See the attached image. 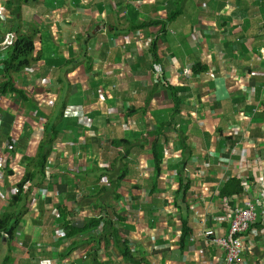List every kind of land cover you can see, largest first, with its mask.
Returning <instances> with one entry per match:
<instances>
[{
    "label": "crops",
    "instance_id": "obj_1",
    "mask_svg": "<svg viewBox=\"0 0 264 264\" xmlns=\"http://www.w3.org/2000/svg\"><path fill=\"white\" fill-rule=\"evenodd\" d=\"M8 1L0 82L17 27L36 32L40 59L16 76L27 100L0 95V147L20 134L0 168V217L17 207L21 219L0 264H226L204 230L228 233L225 198L264 194V0H23L16 16ZM59 127L42 180L9 208L24 158ZM231 180L243 191L222 195ZM256 212L235 264H264Z\"/></svg>",
    "mask_w": 264,
    "mask_h": 264
},
{
    "label": "trees",
    "instance_id": "obj_2",
    "mask_svg": "<svg viewBox=\"0 0 264 264\" xmlns=\"http://www.w3.org/2000/svg\"><path fill=\"white\" fill-rule=\"evenodd\" d=\"M15 1L21 3L23 0H9L7 2V8L10 9L14 16L20 12V7H15ZM38 1V0H35ZM150 23H161L160 21H152ZM20 27L16 28V32L18 34L16 41L14 44L8 48L7 51V58L3 60L4 63V80L0 82V95H9V94H16L23 100H27V96L25 92L18 88L16 84V76L24 71L26 68L32 66L33 63L37 62L40 58L37 54V48H36V32L34 33H19ZM0 36H2V32L0 30ZM171 88V87H170ZM175 104L177 105L180 103L181 98L177 95L174 97ZM172 114L176 116L179 114V109H175L172 111ZM48 124L46 125L47 129ZM60 129L53 128L51 133V137L48 139H44L40 145L39 151L34 158L26 157L24 158V168L26 170L23 181L19 184V192L12 197L10 200L8 207L10 208L11 205L13 206H20L23 201L26 199V193L24 190V184L29 180H34L37 177H39L38 180H42L43 174H45V167L47 165L48 157L51 155V149L53 141L56 138V135L58 136L60 133V130L62 131V128ZM160 128L159 130H162ZM2 144V140L0 137V146ZM154 162L155 166L158 167V170H161V167L163 165V157L161 151L157 148V144H154ZM42 183V182H41ZM236 183V184H235ZM238 184V185H237ZM231 189H235L237 192H242L243 187L240 185L239 180H231L229 183L226 184L225 188L222 191V195H228L233 193ZM17 207H15L16 209ZM15 209H8L4 212V215L0 217V239L4 236L2 232H7L9 234L10 238H13L16 234L18 228L20 227V216L17 215V210ZM15 215V216H14ZM106 215V214H105ZM108 217V215H106ZM94 217L91 220L84 221L85 223L81 224L80 227L74 226L73 223H68V227H73L71 229L76 230L77 232H87L91 227H99L100 223L102 221H105V217ZM103 218V219H101ZM109 225V223L107 224ZM185 225V224H184ZM77 227V228H75ZM106 228V224H105ZM104 228V231H105ZM111 232H114V237L120 240L118 237V229L111 227ZM186 229L190 230L188 228V225L186 226ZM185 237V236H184ZM183 237V239H184Z\"/></svg>",
    "mask_w": 264,
    "mask_h": 264
},
{
    "label": "built area",
    "instance_id": "obj_3",
    "mask_svg": "<svg viewBox=\"0 0 264 264\" xmlns=\"http://www.w3.org/2000/svg\"><path fill=\"white\" fill-rule=\"evenodd\" d=\"M150 42V41H149ZM148 42V43H149ZM189 72L188 69L185 71ZM19 135L14 136L13 141L7 142L4 146L0 147V168H3L8 160L6 152L12 151L15 148ZM29 182L24 184V189H28ZM5 201L4 196L0 194V205ZM225 206L228 209V221L230 222V228L227 234L219 231L216 228H208L204 230V236L213 241L219 249L223 251L226 264H235L246 254L248 244L246 241V235L250 232L254 221L256 220L257 212L256 205H264V194L261 195L257 202L245 201L241 205L231 207L229 199L225 198ZM21 233V231H19ZM6 238L9 236L7 232H2Z\"/></svg>",
    "mask_w": 264,
    "mask_h": 264
},
{
    "label": "clouds",
    "instance_id": "obj_4",
    "mask_svg": "<svg viewBox=\"0 0 264 264\" xmlns=\"http://www.w3.org/2000/svg\"><path fill=\"white\" fill-rule=\"evenodd\" d=\"M149 41H150V42H149ZM149 41H148L149 43L147 42V45H148V46H152V44L154 43V40H153V39H150ZM188 73H190V70H189ZM45 126H46V125H45ZM45 126H44V127H45ZM16 134L19 135V139H20V134H19L18 132H16L15 135H16ZM15 135H14V136H15ZM11 141H12V140H11ZM18 141H19V140H18ZM18 141H17V142H18ZM78 226H79V225H78ZM8 235H9V234H8ZM4 238H6V237L4 236ZM7 238H9V236H8ZM7 238H6V239H7Z\"/></svg>",
    "mask_w": 264,
    "mask_h": 264
},
{
    "label": "rangeland",
    "instance_id": "obj_5",
    "mask_svg": "<svg viewBox=\"0 0 264 264\" xmlns=\"http://www.w3.org/2000/svg\"><path fill=\"white\" fill-rule=\"evenodd\" d=\"M1 19H2V17H0ZM5 18H6V16H5ZM3 20V19H2ZM8 21H9V19H8ZM1 28H2V26H1ZM22 29V28H21ZM11 39H12V37H11ZM36 40V39H35ZM8 44V43H7ZM7 44L5 45L6 47H7ZM22 206H24L23 204H21ZM23 210H25L24 208H23Z\"/></svg>",
    "mask_w": 264,
    "mask_h": 264
}]
</instances>
